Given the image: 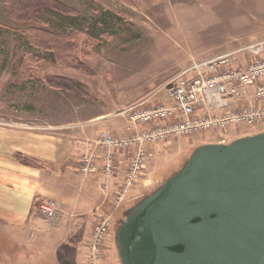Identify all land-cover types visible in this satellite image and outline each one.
Segmentation results:
<instances>
[{
    "label": "rangeland",
    "instance_id": "rangeland-1",
    "mask_svg": "<svg viewBox=\"0 0 264 264\" xmlns=\"http://www.w3.org/2000/svg\"><path fill=\"white\" fill-rule=\"evenodd\" d=\"M58 1L77 12L86 28L98 24L104 15L113 16L120 24L99 31L98 39L88 36L86 31L77 33L66 47L61 46L60 51L51 55L39 45L44 34L36 32L32 24L16 21L10 15L8 3L0 0V122L55 126L81 134L86 130L92 136L80 161L98 152L96 138L102 125L99 122L117 127L128 120L135 131H143L142 123L132 121L134 114L157 104H169L163 91L156 93L168 79L193 61L213 59L264 40V0ZM65 83L70 85L60 87ZM249 91L253 97L254 89ZM146 99L149 101L136 107ZM262 132L264 121L252 126L231 123L221 131L213 129L148 143V156L149 147L175 144L156 153L155 162L148 165V174L155 178H151L154 184L150 188L135 195L137 182L127 188L126 174L112 197L111 209H103L98 216L95 213L89 237L82 241L80 264H121L116 236L127 211L179 171L197 148L230 144ZM103 215L109 219L110 227L105 225L100 252L90 251L92 234ZM57 219L58 206L54 219L43 218V228L27 229L25 235L30 236L29 240L0 223V264H56V256H43L50 243L43 245L47 239L35 238L34 233L52 229ZM67 248L62 249V264L73 263V250Z\"/></svg>",
    "mask_w": 264,
    "mask_h": 264
},
{
    "label": "water",
    "instance_id": "water-1",
    "mask_svg": "<svg viewBox=\"0 0 264 264\" xmlns=\"http://www.w3.org/2000/svg\"><path fill=\"white\" fill-rule=\"evenodd\" d=\"M116 242L121 264H264V132L197 148Z\"/></svg>",
    "mask_w": 264,
    "mask_h": 264
},
{
    "label": "crops",
    "instance_id": "crops-1",
    "mask_svg": "<svg viewBox=\"0 0 264 264\" xmlns=\"http://www.w3.org/2000/svg\"><path fill=\"white\" fill-rule=\"evenodd\" d=\"M99 124L102 125L98 135L109 131L123 136L135 131L128 120L117 127L105 126L104 121ZM82 134L65 132L55 126L0 122V223L11 231H19L25 239L29 227L35 230L45 226L40 206L55 202L58 206L55 225L45 232H33L35 238L47 239L43 245L50 243L43 256H56V264L61 263L65 247L73 250L72 262L80 264L82 241L90 233L95 213L98 216L103 209H111L112 197L124 183L131 160V152L116 153V172L107 176L104 171L106 153L97 147L98 165L90 178L84 176L79 170L80 157L88 148L92 133L88 135L84 130ZM167 144V147H149L144 173L135 184L138 186L135 195L154 184L153 177L147 172L148 165L155 162L156 153L175 143ZM27 238L29 240L30 236Z\"/></svg>",
    "mask_w": 264,
    "mask_h": 264
},
{
    "label": "built area",
    "instance_id": "built-area-1",
    "mask_svg": "<svg viewBox=\"0 0 264 264\" xmlns=\"http://www.w3.org/2000/svg\"><path fill=\"white\" fill-rule=\"evenodd\" d=\"M251 87L254 89L253 97L249 91ZM161 91L169 104L154 105L131 118L136 124L142 123L145 130L120 137L104 131L96 138V148L106 153L104 171L107 176L116 172V153L132 152L127 188L143 174L148 156L145 146L148 143L170 141L175 137L213 129L221 131L231 123L252 126L264 121V40L213 59L193 61L168 79L156 93ZM250 98L251 106L248 107ZM147 101L149 99L136 107ZM258 102L262 104L257 105ZM98 160L100 155L97 153L84 156L80 161V172L84 176L92 175ZM39 212L43 218L52 220L56 216L57 205L50 201L43 203ZM98 222L92 234L90 251L100 252L106 235L105 225L110 227L105 215Z\"/></svg>",
    "mask_w": 264,
    "mask_h": 264
},
{
    "label": "trees",
    "instance_id": "trees-1",
    "mask_svg": "<svg viewBox=\"0 0 264 264\" xmlns=\"http://www.w3.org/2000/svg\"><path fill=\"white\" fill-rule=\"evenodd\" d=\"M5 2L9 5L10 15L16 21L27 25L32 24L36 32L44 34V39L39 40V45L51 55L60 51L61 46L66 47L67 42L77 33L86 31L88 36L98 39L97 34L101 33L99 31L108 26L113 28L120 24V21L113 16L104 15L98 24L95 23L90 28H86L82 23V17L58 0H5ZM69 85L65 83L60 87Z\"/></svg>",
    "mask_w": 264,
    "mask_h": 264
}]
</instances>
